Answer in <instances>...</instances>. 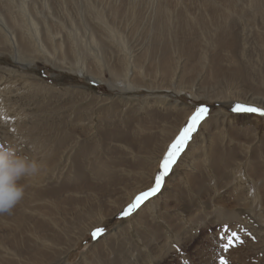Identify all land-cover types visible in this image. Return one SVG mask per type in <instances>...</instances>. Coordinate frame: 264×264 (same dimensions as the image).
I'll return each instance as SVG.
<instances>
[{
    "label": "bare ground",
    "instance_id": "bare-ground-1",
    "mask_svg": "<svg viewBox=\"0 0 264 264\" xmlns=\"http://www.w3.org/2000/svg\"><path fill=\"white\" fill-rule=\"evenodd\" d=\"M0 1L2 6H0V8H3V11L7 14L6 17L9 19V24H11V32L9 33L3 32L0 29V45L2 48L11 52L15 63L25 67L27 63L33 62L35 58L51 61V57H55L56 53H58L64 61L68 54L65 46L66 42L61 36L62 29L60 30V28H58V26L61 27L60 25H58L55 30L48 21H43L41 19L43 21L42 23L40 19L34 18L32 15L30 18L24 19L18 17L19 15L17 16L15 11V13L11 11L12 6L8 0ZM88 1L89 3H87V6L93 9L94 18L98 20L99 24H97L104 30L105 37L111 38L113 41L116 40L124 49L123 52L121 48L123 54H120L121 58H119L120 67L114 64L108 68L111 75L114 77L112 80L115 83L113 84L115 88L117 87L119 90L145 89L147 92L157 88L172 89L178 93H188L197 99L205 98L210 101L240 102L242 104L256 105L264 108V92L261 91L259 87L254 86L256 84L264 85V0H121L118 5L115 1L113 3L107 1L106 3L109 5L108 11L113 15V19H116L118 15L119 17L124 15L126 21L128 17H135L137 13L143 17V13L146 10L143 9L147 6L151 7L148 13V23L150 24L146 28L147 35H150V39L148 38L149 48H146L142 52L143 47L141 48L140 46L139 48L141 49L138 50L139 48L136 46L137 48H134V50H138L139 52H137L135 56L130 53L127 42L124 39V27H121L123 29L120 28L119 30L117 27H114L112 22L106 20L104 10L105 0ZM27 2L28 1L23 0V2L20 3V7L29 12V5H27ZM45 4L47 5V2ZM37 16L39 17V15ZM84 26L83 32L88 33L93 45L98 46L100 43L103 44V40L98 38L94 29L89 28L90 25L88 26V23H85ZM76 42L75 36L71 38L72 51L74 52L77 51L78 47ZM75 45L76 47L74 49ZM70 49L71 46L69 47V51H71ZM253 50H257L260 53L258 55L259 62H256L257 60L255 59V61L253 60ZM79 52H76L79 54L75 57L77 58L78 56V60H75V62L71 64V69H82L86 81L93 82L91 80V75H93L91 72L92 70L90 71L86 68V55L82 56L81 51ZM151 54L153 56L154 54L156 55L155 64L153 63L154 67H152L153 74L146 73L147 71L144 72L143 70L144 62L147 61L145 60L146 56H150ZM82 57L84 58L82 59ZM104 58L105 57L100 58L99 56L96 59L101 63L104 61ZM138 73H140L141 78L134 77L135 75L137 76ZM158 76L159 78H157ZM203 76L209 77L210 79L212 78L213 81H217V84L213 86H201L200 81ZM99 79L105 81L104 78ZM121 82L124 85H121ZM12 84L13 81L8 85L5 83L3 87H1L0 84V110L3 109V112L0 111V125L2 127L7 128L10 133L18 132L21 125V123L19 124L18 122H21L24 118L26 119V117L33 122V125H37L41 131L47 127L53 129L55 125L61 124V122L57 120V115L60 119L63 114L61 113L62 115L60 114V116L57 114L56 109L54 110L58 104L56 107L48 106V108L46 106L43 107V109L33 107L36 104L33 103L34 101H31V103H27V100L26 102L22 101V99H24L22 93V96L16 94L12 95L16 91H23V88L20 86L16 89H12L10 87ZM167 95L165 96L163 94V97L145 96L144 102L134 103L128 101L129 99L125 100V98H120L121 100L115 101L117 99L104 97V100H101H106L105 104L108 103V106L100 107L97 113V108L89 109L88 105L82 103L79 105V117L75 120H71L69 117L70 121L78 123L80 129H89L90 126L93 130L94 147H90L92 149L91 151H95L99 148L103 150L105 154L107 152L109 154V151L116 148L119 150V153L123 154L118 156V162H111L114 164L109 162L110 175L112 171L115 172L116 169L119 175L129 177L130 174H132L134 175L132 179L134 178L137 181L135 186H139V188L134 187L133 190H128L127 185L122 181L119 187L113 189L112 195L120 193L126 196L121 202V198H119V200L116 199L118 202L113 199L116 205L115 212L121 209L125 203H129L140 191L145 189L143 188L145 186L140 185L144 184L147 178H151L152 181L161 158L177 136L176 134L183 128L188 116L193 112V109H190L189 111H183V113L175 111V113H171L167 116L160 114L159 111H161L164 106L169 105L166 107L170 108L171 103L167 102ZM83 97L85 96L83 95ZM95 98V103L98 104L100 100L97 97ZM72 101L75 100L73 99ZM37 102L39 103V100ZM60 102L58 103L60 104ZM68 103L69 102L64 101L63 104L67 105ZM173 103L174 106L172 110H174L175 107L181 108V106L184 105L177 101ZM72 104L74 106L70 107L78 109L76 104ZM18 106L24 118L11 116ZM227 116L226 113L220 115L218 113L216 116L207 118L200 123L191 143L186 148L180 160L172 167L163 189L152 199L153 204H143L136 210L134 214V227L136 226V231L140 229V231L144 232L146 228L151 231L149 235H143L147 246H149L150 243L155 244V242H157L158 249L160 248L166 251L172 243L170 242L171 234L168 233L167 227L170 233H174L177 237H188L186 225L191 221L193 222L194 219H192V217L198 215L199 211L197 207H194V205L190 206V204L185 201L178 207L172 204L173 201L182 199L181 197L184 198L188 193V190L175 188L177 185H181V180L186 183L183 185L191 187L190 190L192 195H199L203 191L209 193V189L211 195V191L213 193L219 192L221 190L219 188H227L230 187L231 184V190L234 189L235 192L237 190H243L244 187H248V192L245 193L243 191L242 196L237 197L241 200L244 199L246 206H251L250 202L255 203L259 200L256 187L258 184H261L260 176H264V171L253 170L256 168L248 158L250 151L249 146H245L241 149L242 157H239L235 151L230 150L228 147L226 148L225 140L227 138H232L234 132L231 129L234 128L236 122L233 120L234 118L231 119ZM94 119H96V121ZM155 121L157 125H149V123L155 124ZM244 121L248 122L249 119H244ZM33 125H27L25 128L32 127ZM102 130H104V132H101ZM2 132H5V130H2ZM59 141L61 142V146H63L60 155L58 152L60 148L59 142L57 141L54 143V141L49 138L42 139L40 142L47 143L43 149L40 143L35 146L33 144L32 146L33 154L31 152V157L40 160L45 167L42 168L38 175L23 182L25 184L29 183L28 187L32 185L28 192L30 194V199L28 198V201L30 200V202L40 199V201H42L46 196L57 195L58 190L55 188L59 186L46 189L45 184L53 180L54 177L61 175L71 159H73V161H70L71 167L75 169L76 178L81 179L85 177L84 170L81 169V163L78 164V153L77 155L75 154L77 152L75 146L78 145L77 143L79 141L76 140L77 142L75 144L72 143V140L70 142L66 141V137L62 136ZM52 143H54V145ZM89 150V148H81L80 152L84 155L85 153L87 154ZM127 156L134 158L133 161L135 162L131 166V173L124 169V163L122 162L123 158L127 160ZM99 158L98 155L95 156V158H93L95 161L89 163V167L86 165V169L93 171L94 168L98 173L103 162L101 160L102 157ZM106 165L108 166V163ZM78 167L81 170L80 172ZM178 170L180 172H178ZM253 177H256V179ZM261 185L263 186V184ZM41 186L45 188L39 189L38 187ZM215 186L218 189H215ZM169 187L170 191L168 189ZM230 192L232 193V191ZM29 194H27V196ZM218 197L221 201H226L223 195H219ZM25 198L27 197H24L19 205H22V208L25 206V201L27 202ZM159 199L161 200L158 203L157 201ZM211 199L208 208H210L209 212L213 214L215 218L227 217L230 213V215L233 216L231 207L226 204L215 203V201ZM103 201L104 200L101 198L100 202L103 203ZM179 209L188 212V215H186V217L183 216L177 211ZM32 210L36 211L38 207ZM99 211L98 209L87 208L85 214H87L89 218L95 217L97 214L99 221H103L108 214H103ZM155 211L157 212L156 215ZM80 218L81 216L78 217V219ZM156 218L160 219V221L158 220V222H156ZM16 222L20 230L16 235L20 234L21 237L23 233H26L28 239L26 238L25 240L18 241V236L14 234L13 237L9 238L3 235V237H0V242H2L1 240H6L5 242H7V239L13 240L9 245L7 244L9 248L7 247L4 257L7 255L15 257L18 264H45L49 259V255H47L49 251L59 256L62 252L65 253L68 251L73 245V243L71 245L66 243L64 251L61 252L59 250L60 241L67 240V242H69L71 238L68 229H57V223L54 224V221L51 222V227L49 226V228L46 226L45 230H40L43 226L41 223L29 229L23 224V219L16 220ZM96 223L97 222H93L91 226ZM132 226L131 222L127 223L125 226L127 232L132 230ZM24 230H26V232H24ZM164 235H166L167 238H164ZM36 242L40 243L39 247L43 246L45 251H40L35 244ZM20 244H23L25 249L30 250L32 252L31 259L32 256H34L36 260L32 259V262L31 259L24 260V258H20L21 254L19 255V252L22 251ZM137 246L138 245H136V247ZM153 248H155V251L157 249L156 245L155 247L153 246ZM208 248V244L206 246L199 244L196 248L198 252H207V254L202 256L204 262H207L210 257ZM126 253L128 254V251H126ZM131 255L133 257V254ZM131 255L129 256V260L131 259ZM144 258L147 259L145 264L152 263L151 258ZM43 259H45V262ZM2 260L3 259L0 261ZM89 263L108 264L104 262L99 255L92 259L89 258ZM109 264L120 263H116V260H114L112 263L109 262ZM121 264H124V262Z\"/></svg>",
    "mask_w": 264,
    "mask_h": 264
},
{
    "label": "rangeland",
    "instance_id": "rangeland-1",
    "mask_svg": "<svg viewBox=\"0 0 264 264\" xmlns=\"http://www.w3.org/2000/svg\"><path fill=\"white\" fill-rule=\"evenodd\" d=\"M24 1H28L27 5H29L28 6L29 12L23 10L20 7L21 6L20 3L23 2V0H8V2L12 6L11 11L13 13L16 12L15 14H17V16L19 15L18 17H22L23 19L30 18V16L32 15L34 18L36 17L37 19L48 21L51 24L52 28L55 30L57 26L60 25L61 27L58 26V28H60V30L62 29L61 36L62 39H64V41L66 42L65 46L68 55L64 59V61L62 57L59 56L58 53H56L55 55L56 58L51 57V61H48L46 59L35 58L33 62L31 61L27 63L25 67H22L21 65L15 63L11 52L7 49L2 48L0 45L1 87H3L5 83L8 85L10 84L11 81H13L14 85L12 84L10 87L12 89H16L17 87L20 86L23 88V91L22 92L16 91L12 95L16 94L22 96L21 95L22 93L24 95L23 97L24 99H22V101L26 102L27 100V103L28 102L31 103V101L32 102L34 101L33 103H36L37 105L35 104L33 107H38V109H43V107L46 106L56 107V105L58 104V106L54 108V110L56 109L57 114L60 115L62 113L65 116L61 114L62 116L60 115L61 118L59 119L57 115V120L60 121L62 125L61 124L55 125L53 129L47 127L41 131V129L39 130V127L37 125H33V122H31L29 118L27 119L26 117L27 120L24 118L18 106L14 110V113L11 116L20 117L24 119H22L21 122H18L19 124L21 123L18 132L10 133L7 130V128H4L0 125V146H5V147L11 146L18 154L28 155L31 157V155L33 154L32 152L33 144L34 146L36 144H39L42 141V139L49 138L50 140L54 141V143L58 141L60 145V148L58 149L59 155L61 153V150L63 149V146H61V142L59 141L61 140V136L66 137V141L70 142L72 140V143L75 144L77 141H79L77 143L78 145L75 146L76 148L75 150L77 151L75 154L77 155L78 153V157H79L78 164L81 163L80 164L81 169L84 170L85 177L81 179L79 178L80 180L76 178L75 169L74 167H71L70 161H73V159H71L68 162L66 168H64V171L62 172L61 175L54 177L53 180L45 184L46 189L55 188L59 186L55 188L58 190L57 195L46 196L43 198L45 201L43 199L42 201H40L41 199L34 200L31 202L30 200L28 201V198L30 196L28 192L30 191V186L32 185H29L28 187L29 183H26L27 185H26L25 197L27 198L25 199H27V202L25 201L24 208L21 207L22 205L19 206L20 205L19 203L16 206V208L13 210L12 214L0 215V237H3L4 235L9 238V237H13L14 234L15 236H18L17 237L18 241L23 239L25 240L26 238L28 239V237H26L27 236L26 233L22 234L23 236V237L21 236L22 238L20 237V234L16 235V233L20 231L18 223L16 222V220L19 219H23L24 222L23 224L26 225L29 229L41 223L43 226L41 227L40 230H45L46 226L51 227V222L53 221L54 224L57 223V229L59 230L68 229L71 239L69 240V242H67V240L60 241L59 250L61 252L64 251V249L66 248V243L69 245L73 243V245L68 251H66L65 253L62 252V254L59 256H56L55 253L52 254L49 251L48 252L49 254H47L49 255L48 256L49 259L45 264H84V263L90 264L89 258L92 259L93 257L98 255L102 257V260L104 262H107L108 264L109 262L112 263V261L114 260H116V263H120V264L122 262H124V264H130V263L145 264L147 259H145L144 257L151 258L152 263L150 264H205V263L220 264L221 257H223L227 261V264H264V182H263L264 176L263 175L260 176L261 178L259 177L260 183L263 184V186L261 184H258L256 187V190L258 191V195H259V200L256 201L255 203L250 202L251 206H246L244 199L241 200L237 198L239 196H242L243 191L245 193L248 192L247 191L248 187H244L243 190H237L236 192L238 193H236L234 189L231 190V184H230V187L219 188L221 189L219 192L213 193L211 191L212 193L211 195H210V189L208 191L209 193L203 191L199 195L194 193H193L194 195H192L190 190L191 187L183 185L186 183L184 181L182 182V180L181 181L179 180L181 183L180 185L181 187L177 185V187L175 188L177 189L179 188L180 190L185 189L186 191L188 190V193L184 198L181 197L182 199L173 201L172 204L175 207L176 206L178 207L182 204V202L185 201L188 204H190V206L194 205V207H197L199 214L196 215L197 218L196 216H193L192 217V219H194L193 222L191 221L189 222V224L186 225L187 226L186 229L188 230L187 233L188 237L187 236L177 237L174 233H170V230L167 227L168 233L171 234L170 242L172 243L171 245L169 244L170 247L166 249V251L160 248L158 249L157 242H155V244L150 243L149 246L151 247L147 246V243L145 242L143 235H149L151 231L147 230V228L144 230V232L140 231V229L136 231L137 230L136 226L134 227V221H135L134 214L136 210L143 204L145 205H149L151 203L153 204L152 199L156 197L163 189L164 184L167 180V177L172 167H174L176 163L180 160L186 148L191 143L194 135L198 130L200 123L207 118L216 116L218 113L219 115L222 113H226L228 115L227 117H230L231 119L234 118L233 120L236 121L234 128L231 129L234 132L232 138H227L225 140L226 148L228 147L230 150L235 151L239 157H242L241 149H243L245 146H249L250 157L248 156V158L250 159L253 166L256 168L253 170L264 171V115H261L259 113L232 111V108L237 103L240 102H228V101H217V100L210 101L205 98L197 99L188 93H182V92L178 93L177 91H173L172 89L167 90L164 88L163 89L157 88L158 90L155 89L148 92L145 91V89L119 90L117 89V87L115 88L113 86V84L115 83L113 82L112 78L114 77L111 75L108 68L114 64H117V66L120 67L119 58H121L120 56L123 54L122 51L124 52V49L122 48L121 44L116 40L113 41L111 40V38L105 37L104 30L101 28L100 25H98L99 24L98 20L94 18L93 9L87 6V3H89L88 0H82V1L81 0H35V1L24 0ZM107 1L111 3L115 1V3L118 5L120 3L119 1L121 0H105L104 1L105 16H106V20L112 22L114 27H117L119 30L121 27H124L123 35L130 49V53L135 56L137 52H139L138 50H140L142 47H143L142 52L146 48H149L148 45H149L150 35L149 36L147 35L146 28L150 24L148 23L149 22L148 13L151 7L147 6L143 9V10L146 9L145 10L146 12L144 11L143 13V17L139 13H137L135 17L134 16L128 17L127 18L128 20L126 21V17H124V15L122 17H119L118 15L116 19H113L112 17L113 15L110 14L111 12L108 11L109 5L106 3ZM46 2L47 5L45 4ZM0 12H1L0 29L3 32L9 33L11 32V24H9L10 23L9 19L8 17H6L7 14L3 11V8H0ZM37 15H39V17ZM131 18H134L135 20ZM42 20L41 22L43 23ZM85 23H88V26L90 25L89 28L94 29L98 38H101L103 40V44L100 43V45L95 46L91 43L88 33L83 32ZM74 36L76 37V41H77L76 43L78 44L79 47V48L77 47V51L78 52L81 51L82 56L86 55L85 58L86 68H88V70L90 71L92 70L91 72L93 73V75H91L92 76L91 80L93 82L86 81L85 79L86 77L82 69L81 70L71 69V64H73L75 60H78L77 59L78 56L77 58H75L76 55H79L78 53H76L77 52L76 50H75L76 52L72 51L71 38H74ZM70 46H71L70 49L71 51H69ZM136 46L138 48L141 46V48H139L138 50H134V48H137ZM75 47L76 45L74 46V49ZM256 51L253 50V55H254L253 60L255 59L257 60L256 62H259L258 55L260 53ZM99 56L100 58L105 57L103 59L104 61L101 63H99L96 59ZM83 58L84 57H82V59ZM145 60L147 61L144 62L143 65L144 72L147 71L146 73L153 74L152 67H154L155 64L156 55L154 54L153 56L151 54L150 56H146ZM98 77L101 79L104 78L105 81H101ZM134 77L141 78L140 73H138V75L137 76L135 75ZM157 78H159V76ZM215 84H217V81H213L212 78L210 79L209 77L207 78L206 76H203V78H201L200 81L201 86H205V85L213 86ZM121 85L124 84L121 82ZM254 86L259 87V89L264 92L263 84L262 85L256 84ZM163 94L165 96L168 94L167 99L169 101L167 100V102L171 103V105L170 108L166 107L169 105H166L161 111H159L160 114L162 115L167 116L171 113L172 114L175 113V111L183 113V111H187V110L189 111L190 109H193L192 110L193 111L192 114H193L194 111L199 106H206L207 113L204 119L197 125L196 130L191 134L190 139H188V141L186 142L183 150L178 155L176 162L172 165L171 169L168 171V174L164 177L159 190L154 195L149 196L146 200L140 203L139 206L133 209L129 215L122 216L121 212L129 204L135 201L134 199L136 198L137 195H139L141 192L147 191L149 188H151L154 185L155 177L152 178V181L151 178H147L145 180L146 182L140 185V186H145L143 187L145 189L140 191L129 203H125V205L121 209L115 212L116 205L113 202V199L114 201L118 202L116 199L119 200V198H121L120 199L121 202L126 196L120 193L119 194L115 193L112 195L113 189L119 187L121 185V182L123 181L124 184L127 185L128 190L131 189L133 190L134 187L139 188V186H135L137 181L134 178L132 179L134 175L130 174L129 177H125L119 175V172L116 171V169L115 172L112 171V174L110 175L109 162L110 163L118 162L119 160L118 156L123 154L119 153V150L116 148H113L111 151H109L110 152L109 154L108 152L105 154V152H103V150L99 148L95 151H91L92 150L91 148L94 147L93 130L91 129L90 126L89 129L88 128L80 129L78 123L70 121V118L71 120H75L79 117L80 115L79 105H81L82 103H84V105H88L89 109L97 108L96 109V113H97V110L100 107L108 106V103L105 104L106 100L102 101L104 100V97L117 99L115 101L121 100L120 98H125V100L129 99L128 101H132L134 103V102H144L145 96L161 97ZM83 95L85 97H83ZM95 97H97L100 100L98 104L95 103L96 101ZM73 99L77 101L76 102L72 101ZM38 100L39 103L37 102ZM64 101L69 103L67 105L63 104ZM174 101L184 104L181 106L182 109L180 107H175L174 110H172L174 106L173 103ZM58 102H60V104ZM72 103L76 104L78 109L70 107V106H74ZM256 107L262 108L261 106H256ZM0 111L3 112V109H1ZM192 114L188 116L183 127H185ZM244 119L246 120L249 119V121L245 122ZM94 120L96 121V119ZM31 124L33 125L32 127L25 128L27 125L30 126ZM149 125H157V122L155 124L149 123ZM2 130H5V132H2ZM250 130L253 131L251 132ZM161 131L164 132L163 130ZM101 132H104V130H102ZM179 132L176 135H178ZM30 139L32 140V142ZM54 143L52 144L54 145ZM40 144H42V149L45 148V146L47 145V143L45 142ZM81 148L84 149L89 148L90 150L87 152V154L85 153L83 155V153L80 152ZM96 154L100 158L102 157L101 160L103 161L101 165V169L99 171L100 173L99 172L97 173L94 168L93 171H91L90 169H86L87 166L89 167V163L95 161V159L93 158L97 156ZM163 157L159 162L156 174H154V176H156L157 173L161 170L160 165ZM133 160L134 158H130L128 156H127V160L126 158H123L122 160V162L124 163V169L126 171H129V173L132 172L131 166L133 165V163H135ZM107 163L108 166L106 165ZM80 171L81 170L79 168V172ZM178 172L180 171L178 170ZM253 178L256 179V177ZM38 188L44 189L45 187L41 186ZM168 189L170 191V187ZM215 189L218 188H216L215 186ZM230 191H232V193ZM27 194L29 195L27 196ZM219 195L221 196L223 195L224 198H226V201L223 202L220 199H218ZM101 198L102 200H104L103 203L100 202ZM211 198L215 201V203L226 204L227 206L231 207V210L233 211L232 212L233 216H231L230 213L228 215L229 218L228 216L227 217L223 216L221 218L219 217L218 218L219 220L215 218L214 215L209 212L210 208H208ZM160 200L161 199H159L157 202L159 203ZM35 207H38V210L33 211L32 209ZM87 208L98 209L100 210L99 212L108 215L103 219V221H99L97 214L95 215V217L93 216L92 218H89L88 215L85 214ZM177 211L185 217L186 215H188V212L182 209H179ZM156 214L157 212L155 211V215ZM80 216L81 218L78 219V217ZM158 220L160 221V219L156 218L155 221L158 222ZM93 222H97V223L91 226ZM128 222H131L133 226H132V230H129L127 232L125 226L127 225ZM96 228H103L104 231L103 233L98 234L95 238H93L92 233ZM24 232H26V230H24ZM231 232L237 233V237L233 238V244L230 245V247L227 250H225L224 244L227 242L226 236ZM164 236H165L164 238H167L166 235ZM7 240H8L7 242H5L6 240L5 241L1 240L2 242H0V246H2L5 249L4 250L2 247H0V260L3 259L2 261H0V264H18L15 257H11L9 255L4 257L7 247L9 248L8 245L13 241L9 239ZM35 244L40 251H45L43 249V246L39 247L40 243L36 242ZM199 244L205 246L208 244L210 257L207 260V262H204L202 257L204 254H207V252L205 251L204 252L202 251L203 253L198 252L196 249ZM136 245L138 246L136 247ZM155 245L156 248L158 249L157 252H156L157 249L154 251L155 248H153V246L155 247ZM21 248L22 251L19 252V255L21 254L20 258H24V260H30L32 252L30 250L25 249L23 247V244L21 245ZM126 251H128V254L126 253ZM131 254H133V257ZM130 255H131V259L129 260ZM32 259H35L34 256H32ZM43 260L45 262V259Z\"/></svg>",
    "mask_w": 264,
    "mask_h": 264
},
{
    "label": "clouds",
    "instance_id": "clouds-1",
    "mask_svg": "<svg viewBox=\"0 0 264 264\" xmlns=\"http://www.w3.org/2000/svg\"><path fill=\"white\" fill-rule=\"evenodd\" d=\"M43 167L36 158L18 154L11 146H0V215L12 214L26 194L22 181L35 177Z\"/></svg>",
    "mask_w": 264,
    "mask_h": 264
},
{
    "label": "snow or ice",
    "instance_id": "snow-or-ice-1",
    "mask_svg": "<svg viewBox=\"0 0 264 264\" xmlns=\"http://www.w3.org/2000/svg\"><path fill=\"white\" fill-rule=\"evenodd\" d=\"M232 111L234 112H250V113H259L264 115V108L256 107L254 105H247V104H240L237 103L233 108ZM207 113L206 106H199L192 116L189 118L185 127L181 129L175 140L170 144L167 152L165 153L161 165L160 171L155 176V183L154 185L149 188L147 191L141 192L139 195L136 196L135 201L129 204L122 212V216H127L130 212L137 208L140 203L146 200L149 196L154 195L160 188L164 177L168 174V171L171 169L172 165L176 162V159L180 152L183 150L186 142L190 139L191 134L196 130L197 125L204 119ZM103 228H96L92 236L95 238L98 234L103 233ZM237 237V233L231 232L226 236L227 242L224 244V249L227 250L230 245L233 244V238ZM220 264H227V261L221 257Z\"/></svg>",
    "mask_w": 264,
    "mask_h": 264
}]
</instances>
